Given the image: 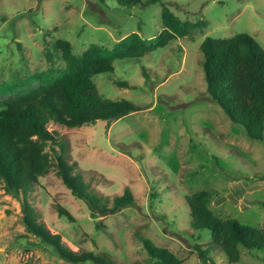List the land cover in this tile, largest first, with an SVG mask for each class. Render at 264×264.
I'll list each match as a JSON object with an SVG mask.
<instances>
[{
    "label": "rangeland",
    "instance_id": "rangeland-1",
    "mask_svg": "<svg viewBox=\"0 0 264 264\" xmlns=\"http://www.w3.org/2000/svg\"><path fill=\"white\" fill-rule=\"evenodd\" d=\"M162 6L183 23L206 26L141 59H116L113 72L92 78L103 98L130 101L139 110L112 123L75 129L47 124L64 145L73 174L93 195L111 206L128 191L134 202L93 216L50 171L32 186L29 204L36 220L58 233L67 249L102 252L116 264H154L142 239L181 264H202L198 245L214 264H264V249L243 248L239 261L229 263L209 231L190 228L185 201L210 191L215 217L264 226V142L249 140L207 98L199 50L205 38L235 34H248L264 50V0H159L153 5L141 0L132 7L114 0H0V85L34 73L56 76L65 63L51 47L55 40L69 42L73 54L81 56L92 45L112 54L131 33L154 39L162 30ZM38 86L25 84L17 93ZM57 208L75 222L59 217ZM22 217L21 197L0 178V264H71L28 234Z\"/></svg>",
    "mask_w": 264,
    "mask_h": 264
},
{
    "label": "trees",
    "instance_id": "trees-1",
    "mask_svg": "<svg viewBox=\"0 0 264 264\" xmlns=\"http://www.w3.org/2000/svg\"><path fill=\"white\" fill-rule=\"evenodd\" d=\"M96 1L104 3L106 0ZM114 1L122 7H132L141 2ZM158 2L147 0V4L151 5ZM161 23L162 30L154 39L146 40L137 33H131L116 43L112 54L92 45L77 56L73 54L69 42L55 40L51 47L60 53L65 63L56 76L46 72L34 73L23 80L0 85V96L8 97L0 101V178L12 195L21 197L25 231L38 239L40 244L53 247L65 262L116 264L102 252L67 249L58 233L36 220L28 198L39 177L54 171L93 216L115 213L134 201L128 191L121 197H115L111 206L108 200L93 195L88 185L73 174L72 166L64 158V145L56 139L54 132L47 129V124L52 122L65 129H75L97 122L112 123L137 112L139 108L130 101L103 98L92 78L113 72L112 62L116 59H141L171 41L187 38L195 29L206 26L200 21L183 23L165 6L161 9ZM199 50L207 98L218 105L233 124L239 125L249 140L264 142V50L248 34L205 38ZM141 72L147 77L144 67ZM33 83L39 86L17 93L20 87ZM117 84L128 87L126 83ZM210 200L211 192L206 190L185 198L192 230L209 231L213 243L229 263L239 261V248L264 249V226L257 229L233 218L219 219L209 209ZM261 206L264 207L263 204ZM57 213L68 222H75L64 209L57 208ZM142 243L154 264H181L166 251L156 248L151 241L142 239ZM30 244L36 246L37 243ZM194 248L202 264H214L202 246Z\"/></svg>",
    "mask_w": 264,
    "mask_h": 264
}]
</instances>
